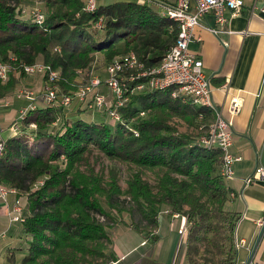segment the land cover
Wrapping results in <instances>:
<instances>
[{
    "label": "trees",
    "instance_id": "16d2710c",
    "mask_svg": "<svg viewBox=\"0 0 264 264\" xmlns=\"http://www.w3.org/2000/svg\"><path fill=\"white\" fill-rule=\"evenodd\" d=\"M30 1L37 0H0V61L11 67L8 79L0 80V98L16 93L19 78L26 76L25 64L42 61L61 75L57 100H40L28 110L19 132L5 138L0 155L2 185L26 200L24 220L19 222L28 237L21 263L109 264L111 232L126 222L124 213L130 226L149 233L167 207L170 214L186 216L189 240L210 213L219 214L230 234L220 264H234L237 218L224 209L229 197L220 173L222 153L197 142L208 131L212 111L171 97L169 89L145 90L130 94L118 108L122 121L112 125L107 120L86 121L75 97L78 71L89 70L99 52L110 62L132 51L143 69L157 66L175 41L173 21L162 17L152 2L116 1L97 4L88 12L84 0H38L45 13L38 25L22 14ZM100 16L103 27L94 30ZM63 96L71 97L69 105L60 103ZM172 117L194 131H180L170 122ZM91 145L138 169L158 170L156 184L152 187L134 171L122 190L115 177L104 181L92 168L82 169ZM39 180L43 183L34 188Z\"/></svg>",
    "mask_w": 264,
    "mask_h": 264
},
{
    "label": "crops",
    "instance_id": "0c3cea01",
    "mask_svg": "<svg viewBox=\"0 0 264 264\" xmlns=\"http://www.w3.org/2000/svg\"><path fill=\"white\" fill-rule=\"evenodd\" d=\"M116 1L135 2L97 0V4ZM164 1L173 3L176 0ZM207 21L214 24L210 17ZM221 29H229L232 33L222 32L216 36L196 27L194 32L200 39L192 41L189 47L202 60V69L210 79L212 99L234 131L229 151L239 159L233 163L232 176L226 179L229 198L224 209L237 218L233 245L236 240H245L244 246L235 248L234 264H243L248 260L264 264V226L257 225V221H264V179L246 183V178L256 167L264 168V16L250 15L243 8L238 15L229 17L228 23ZM224 84L228 85L226 91L222 88ZM232 95H239L242 101L235 114L227 110ZM24 103L15 100L10 108L0 111V124L4 128ZM4 134L9 133L6 131ZM13 199L10 194L9 207ZM21 201L25 213L26 200ZM6 212L7 208L0 202V264H22V258L27 253L28 237L22 232L21 224L10 221ZM123 218L126 222L116 224L111 232L112 260L109 264L201 262L190 250L186 216L170 214L164 207L163 213L157 216L156 227L149 233L130 226L129 219ZM181 237H185L186 244L176 255ZM240 250L243 257L239 259Z\"/></svg>",
    "mask_w": 264,
    "mask_h": 264
},
{
    "label": "built area",
    "instance_id": "2783aa9c",
    "mask_svg": "<svg viewBox=\"0 0 264 264\" xmlns=\"http://www.w3.org/2000/svg\"><path fill=\"white\" fill-rule=\"evenodd\" d=\"M138 4L154 3L158 7V12L162 17L173 21L176 26L175 41L173 45L163 55L160 63L149 69H143L142 63L139 62L136 54L132 51L115 56L105 67V77L92 75L89 69L90 77L84 86H80L75 97L84 110L103 111L107 121L114 125L122 121L118 108L124 105L130 98V94L141 93L145 90L169 89L173 98L181 100H190L198 106L210 109L213 114L212 121L206 134L201 135L197 142L207 149L216 147L222 153V165L220 168L221 175L228 179L233 174V163L239 157L233 156L229 147L233 141L234 131L229 120L223 117L220 108L216 106L211 95L210 79L205 75L202 69V60L189 47L194 40H199L194 29L201 27L208 30L214 35L222 32L232 33L231 30L221 29V26L227 24L229 17L238 15L243 8H246L250 15L259 14L264 16V0H176L173 3L164 0H135ZM97 7V0H84L83 10L93 11ZM30 17L33 21L41 25L44 21V14L39 11H33ZM210 17L214 24H210L207 18ZM104 21L100 16L94 23L93 27L101 29ZM172 31L173 26L169 27ZM10 65L0 61V80L2 82L8 79ZM26 75L42 74L43 86L41 92L34 95L29 90H20L13 96L0 98V111L11 107L15 100L26 102L18 107L17 114L10 121L9 125L4 128L0 124V155L4 151L5 136L16 135L20 130V122L25 118L30 109L37 106V100L45 104H53L58 97L59 86L57 81L60 78V71L52 68L49 64L34 62L30 65H23ZM79 70L78 73H82ZM145 79V80H142ZM130 82H134L128 87ZM104 86L107 94L100 90ZM222 88L226 91L227 84ZM70 96H63L60 103L69 105ZM239 95H232L227 104V110L230 114H235L241 106ZM144 111L140 112L143 115ZM201 118V115L199 116ZM58 125V123H55ZM30 126L34 127L33 123ZM137 136L135 128H129ZM264 179V168L256 167L254 171L246 178V183L254 180ZM43 180L34 184V188L39 187ZM13 195L14 199L11 206H8V197ZM0 202L3 207L7 208L6 215L10 221L21 222L24 220L23 206L17 191L14 188H7L2 185L0 180ZM259 227L264 226V221H257ZM245 245L244 239L235 241L234 248ZM243 264H256L252 260L245 261Z\"/></svg>",
    "mask_w": 264,
    "mask_h": 264
},
{
    "label": "rangeland",
    "instance_id": "374dc122",
    "mask_svg": "<svg viewBox=\"0 0 264 264\" xmlns=\"http://www.w3.org/2000/svg\"><path fill=\"white\" fill-rule=\"evenodd\" d=\"M39 10L44 16V7L43 3L40 1H30L23 5L22 14L30 16L33 11ZM94 30L97 28L94 27ZM99 35H103V32H100ZM102 38V36H101ZM113 59V58H112ZM37 63H43L42 61H36ZM109 61L105 60V57L102 53H97L96 60L91 66L90 70L92 75H97L99 77H105V67ZM45 64V63H44ZM90 72L88 69L83 70L82 73H78L74 79L75 84L84 86L87 84L90 77ZM43 75L42 74H33L26 75L19 78V83L17 86V91L20 90H29L34 92V95H37L41 92L43 86ZM100 90L107 94V89L104 86L100 87ZM38 104L40 100L38 99ZM81 105V104H80ZM81 108L84 109V106L81 105ZM86 121H92L96 119L108 120L103 111H88L84 110V113L81 115ZM170 122L174 124L180 131L191 133L194 131L193 126H189L184 123L182 120L172 117ZM6 137L7 135L4 134ZM84 164H82V169L92 168L96 173H98L104 181H108L111 177H115L121 189L124 190L127 186V180L134 171H139L144 181L148 182L152 187L156 184L158 170H145L138 169L133 165L124 163L120 160L110 158L106 155H103L95 146L91 145L89 151L86 153ZM24 201V198H21ZM24 204V203H23ZM163 213V211L161 212ZM121 217H126L129 219V216L124 213ZM188 231L190 230V224H188ZM197 237L195 240L194 237ZM230 234L227 233L225 229V224L217 213H210L208 220L203 225H200L196 228L195 232H191L190 240L192 245H190V250L196 256L200 258L201 262L199 264H220V260L224 257V251H226L230 246L229 241ZM186 244L185 237H181L177 253H181V250ZM243 257V251H239V259Z\"/></svg>",
    "mask_w": 264,
    "mask_h": 264
}]
</instances>
